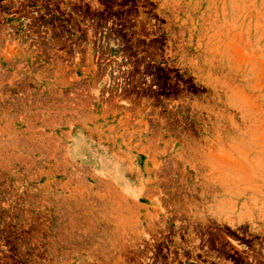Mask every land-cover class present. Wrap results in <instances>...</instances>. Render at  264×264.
<instances>
[{
  "label": "rangeland",
  "instance_id": "obj_1",
  "mask_svg": "<svg viewBox=\"0 0 264 264\" xmlns=\"http://www.w3.org/2000/svg\"><path fill=\"white\" fill-rule=\"evenodd\" d=\"M0 264H264V0H0Z\"/></svg>",
  "mask_w": 264,
  "mask_h": 264
},
{
  "label": "crops",
  "instance_id": "obj_2",
  "mask_svg": "<svg viewBox=\"0 0 264 264\" xmlns=\"http://www.w3.org/2000/svg\"><path fill=\"white\" fill-rule=\"evenodd\" d=\"M140 195V194H139ZM138 196V195H137Z\"/></svg>",
  "mask_w": 264,
  "mask_h": 264
}]
</instances>
